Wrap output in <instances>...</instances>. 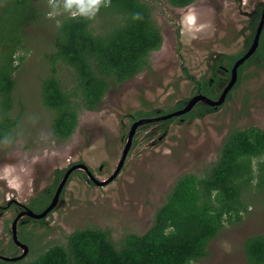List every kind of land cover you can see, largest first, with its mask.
Here are the masks:
<instances>
[{
    "label": "rangeland",
    "instance_id": "rangeland-1",
    "mask_svg": "<svg viewBox=\"0 0 264 264\" xmlns=\"http://www.w3.org/2000/svg\"><path fill=\"white\" fill-rule=\"evenodd\" d=\"M35 1L44 15L26 27L23 43L27 50L18 52L23 60L14 74L13 113L20 112L19 127L12 143L0 145V255L23 253L12 241L15 217L42 194H47L50 204L73 165H84L87 170L78 166L70 173L49 214L18 219L19 240L32 244L21 258L23 263L37 259L51 245H67L69 235L83 228L110 230L119 248L125 234L148 230L179 176H201L211 168L230 133L248 127L264 129L263 57L257 65L248 63L243 79L222 102L208 104L212 108L206 113L197 114L194 108V112L139 125L118 175L97 185L87 171L99 182L114 172L134 122L172 113L178 104H183L182 109L198 94V82L209 78L215 61L243 50L245 37L252 38L257 28L264 0H194L181 8L166 0H143L161 33V47L150 52L149 69L110 86L97 110L81 109L68 139L53 134L52 111L44 107L40 96L42 80L51 67L46 53L54 52L58 15L65 11L59 9L57 15L49 16V0ZM189 15L195 17L191 26L186 21ZM56 67L64 89H72L76 83L73 70L60 61ZM215 76L221 77L213 89L217 100L231 73L218 69ZM246 200L248 208L242 218L226 222L209 242L207 256L193 264L245 261L244 241L264 231V192H249ZM42 202L37 201L38 205ZM12 263L0 259V264Z\"/></svg>",
    "mask_w": 264,
    "mask_h": 264
},
{
    "label": "trees",
    "instance_id": "trees-1",
    "mask_svg": "<svg viewBox=\"0 0 264 264\" xmlns=\"http://www.w3.org/2000/svg\"><path fill=\"white\" fill-rule=\"evenodd\" d=\"M166 1L180 8L194 2ZM41 15L44 11L35 0H0V145L12 143L19 127L20 112L13 113L14 74L23 60L18 52L27 50L23 43L25 29ZM58 17L54 52L46 53L51 67L42 80L40 96L44 107L52 111L53 134L68 139L78 125L81 109L97 110L110 86L149 69V54L161 47L162 36L150 6L143 0H107L92 18L71 17L68 12ZM250 40L249 36L248 43ZM260 43L264 47V28ZM222 57L212 65L209 78L197 86V93L212 100L217 96L213 89L221 81L213 73L219 66L229 69L236 58ZM57 61L69 66L76 76L70 90L64 89L57 78ZM182 106L178 104L174 110ZM194 108H198L197 114H203L212 107L199 102L193 112ZM60 174L57 172V177ZM249 192H264V129L257 127L230 133L217 161L204 175L179 176L148 230L125 234L119 248L110 230L83 228L69 235L67 245H51L32 262L19 259L12 264H193L207 256L209 242L226 222L242 218ZM38 200L42 204L38 205ZM48 201L47 194H42L31 200L28 208L41 213ZM22 243L28 247L27 252L32 248L29 241ZM243 249L242 264H264V231L247 237Z\"/></svg>",
    "mask_w": 264,
    "mask_h": 264
},
{
    "label": "water",
    "instance_id": "water-1",
    "mask_svg": "<svg viewBox=\"0 0 264 264\" xmlns=\"http://www.w3.org/2000/svg\"><path fill=\"white\" fill-rule=\"evenodd\" d=\"M263 25H264V11H263V14H262L259 22H258V26H257V29H256V34H255L253 43L250 46L249 50L241 58H239L235 62L234 66L232 68L231 78H230L227 86L225 87V89L222 91L221 97H219L217 100H212V99H209V98H207L206 96H204L202 94H197L182 109L176 110V111H174L172 113H169V114H166V115H163V116L145 118V119H141L139 121L134 122V124L132 125V127L130 129L129 135H128L127 139H126V143H125V146L123 148L119 163H118L117 167L115 168L114 172L106 180H103V181H100V182L95 180L92 177L90 171H87L88 177L91 178V180L94 183H96L97 185H103V184H106V183L110 182L111 180H113V178L118 175L121 167L124 164V161H125L127 152H128V150H129V148L131 146L132 138H133V135H134V132H135L136 128L139 125H142V123L146 124V123H150V122H153V121L164 120V119H168V118H170L172 116L184 114L186 112H189L192 109V107L196 103H198L200 101H203V102H205L207 104H211V105H214V106H216L217 104L222 102L225 99V96H226L227 92L229 91V89L231 88V86L233 85V83L235 81L237 67L241 63H243L255 51V49L257 47V44H258L259 35H260V32L262 30ZM78 166L79 165H73L69 169L66 170L64 176L62 177V179L60 180V182H59V184L57 186V189L55 191L53 200L51 201V203L41 213H34L28 207H24V209L17 214V216L15 217V220L13 221L12 226H11L12 241L19 248H21L23 250V253H21V254H19L17 256H13V257L0 255V259L1 260L14 262L16 260L21 259L27 253L28 247L24 243H22L17 237V221H18V219L21 218V217H24V216H28V217L34 218V219H39V218H42V217L46 216L47 213L50 212L54 208V206L56 205V202H57V200L59 198L60 192H61V190L63 188V185L65 184L68 176L70 175V173L74 169H77ZM79 167H82L85 170H87L86 167H84V165H80Z\"/></svg>",
    "mask_w": 264,
    "mask_h": 264
},
{
    "label": "clouds",
    "instance_id": "clouds-1",
    "mask_svg": "<svg viewBox=\"0 0 264 264\" xmlns=\"http://www.w3.org/2000/svg\"><path fill=\"white\" fill-rule=\"evenodd\" d=\"M106 3L107 0H63L62 3H58L56 0H49L52 11H50L48 15H57L58 10L62 9L63 11L68 12L71 17L80 15L92 18L99 10L101 5ZM186 21L187 24L191 26L195 21V17L189 15L186 18Z\"/></svg>",
    "mask_w": 264,
    "mask_h": 264
},
{
    "label": "flooded vegetation",
    "instance_id": "flooded-vegetation-1",
    "mask_svg": "<svg viewBox=\"0 0 264 264\" xmlns=\"http://www.w3.org/2000/svg\"><path fill=\"white\" fill-rule=\"evenodd\" d=\"M263 14V13H262ZM262 16V15H261ZM257 26H258V24H257ZM263 28H264V25H263V27H262V30H261V32H260V35H259V39H258V44H257V47H256V49H255V51L243 62V63H241L238 67H237V72H236V78H235V81H234V83H233V85L231 86V88H233L234 87V85L236 84L237 85V82L238 81H240L241 79H243V76H242V72H243V70L245 69V67L248 65L247 63H245L247 60H250V62H249V64L250 63H252V62H255L256 63V65H257V63H259L260 61H261V59L264 57V47L262 46V44L260 43V37H261V33H262V31H263ZM257 29V28H256ZM256 29H255V32H254V35H253V37L251 38V40H250V43H248V36L247 37H245V40H244V48H243V50H241L240 52H238V53H235V54H231V55H229V57L230 58H233V57H235L236 56V58H235V60H234V62H233V65L228 69V68H225V67H222V66H219L220 67V69H222L223 70V72L225 71V72H227V74H230L231 73V75H232V68H233V66H234V64H235V62L239 59V58H241L248 50H249V48H250V46L252 45V43H253V40H254V37H255V34H256ZM216 56V55H215ZM223 57H221L220 59H222ZM228 60V59H227ZM242 64H246L244 67H241L242 66ZM214 75H215V73H213ZM199 83H201V82H198V84ZM230 88V89H231ZM229 89V90H230ZM198 94H200V93H198ZM194 107V106H193ZM193 107H192V109H193ZM191 109V110H192ZM178 110V109H177ZM190 110V111H191ZM187 113V112H186ZM30 209V208H29ZM24 217H28V216H24ZM28 218H30V217H28ZM17 237H18V235H17ZM19 239V238H18Z\"/></svg>",
    "mask_w": 264,
    "mask_h": 264
}]
</instances>
